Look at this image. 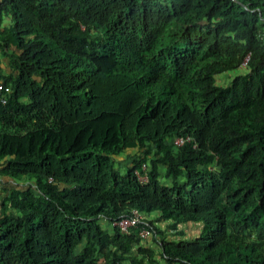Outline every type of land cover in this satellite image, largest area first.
I'll use <instances>...</instances> for the list:
<instances>
[{"label":"trees","instance_id":"16d2710c","mask_svg":"<svg viewBox=\"0 0 264 264\" xmlns=\"http://www.w3.org/2000/svg\"><path fill=\"white\" fill-rule=\"evenodd\" d=\"M0 55V264H264V0H1Z\"/></svg>","mask_w":264,"mask_h":264},{"label":"crops","instance_id":"0c3cea01","mask_svg":"<svg viewBox=\"0 0 264 264\" xmlns=\"http://www.w3.org/2000/svg\"><path fill=\"white\" fill-rule=\"evenodd\" d=\"M0 2H1V0H0ZM6 23L8 26L12 25V19L11 18L8 19L6 21ZM0 59H1L0 74L2 73L5 75H8L12 71L11 66H10V59L8 57L3 56V55H0ZM124 155L125 156L122 155V156L118 157L117 169L122 173H124L126 171V169H125L126 167L124 164L129 162V161L125 162L126 160H128V159H126L128 154H124ZM20 183L21 182H16L10 178H7L5 176L0 175V214L2 212V204L4 203V201L6 200V198L9 195L8 190L13 189V188L15 189V187H17V185ZM106 223H107L106 227H108V230L112 231V228H109L112 225L109 222H106ZM187 226H189V225H187Z\"/></svg>","mask_w":264,"mask_h":264},{"label":"built area","instance_id":"2783aa9c","mask_svg":"<svg viewBox=\"0 0 264 264\" xmlns=\"http://www.w3.org/2000/svg\"><path fill=\"white\" fill-rule=\"evenodd\" d=\"M250 56L248 55L244 62L241 64L240 68H248ZM11 88L9 86H5L3 83L0 82V94L4 97L3 101L5 102V96L11 92ZM177 144H182L184 142L183 138L177 139ZM143 217V214L139 210H134L133 216L128 218H123L117 222H114V225H118L124 229H128L133 226H137V224L141 221V218ZM150 235V232L148 230H144L142 232L143 237H147Z\"/></svg>","mask_w":264,"mask_h":264},{"label":"rangeland","instance_id":"374dc122","mask_svg":"<svg viewBox=\"0 0 264 264\" xmlns=\"http://www.w3.org/2000/svg\"><path fill=\"white\" fill-rule=\"evenodd\" d=\"M248 70H249V68H240L239 67V69H237L235 71H228V72H224L223 74H219L216 77L217 84H219V85H227V84L230 83V81L232 80L233 77H235L238 74H245V73L248 72ZM123 156H125V155H123ZM106 225H107V223L105 222L104 223V227L108 229V227H106ZM109 228H112V226L109 227ZM149 241L151 242L152 240H149ZM156 247L157 246L155 245V248ZM157 251H159V250H157Z\"/></svg>","mask_w":264,"mask_h":264}]
</instances>
